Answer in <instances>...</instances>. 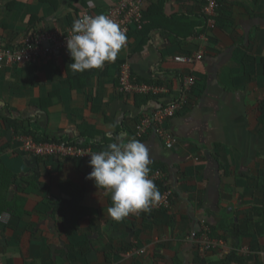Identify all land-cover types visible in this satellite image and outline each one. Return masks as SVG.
Masks as SVG:
<instances>
[{"label": "crops", "instance_id": "crops-1", "mask_svg": "<svg viewBox=\"0 0 264 264\" xmlns=\"http://www.w3.org/2000/svg\"><path fill=\"white\" fill-rule=\"evenodd\" d=\"M118 2L0 0V41L14 44L43 29L66 30L70 15L105 14ZM162 2L143 0V15L152 16L146 26L154 28L147 37L131 31L114 61L130 67L136 84L163 82L166 92L148 105L139 107L132 95L120 93L112 77L92 78L89 88L77 92L60 86L61 72L35 65L0 71V113L39 118L51 135L67 141H85L83 123L103 132L96 142L106 137L109 144L126 143L136 139L143 117L178 100L182 79L194 76L188 104L165 125L176 146L166 147L153 133L139 139L149 150V174L162 171L174 192L172 208L152 221L139 212L113 222L110 196L86 179L89 163L36 161L0 125V149L6 148L0 154V198L23 197L28 213L20 219L11 210L0 212V264H257L256 254L264 264V0H224L212 30L204 28V0ZM199 52L203 60L193 65L174 60ZM50 82L64 90L49 115L40 101ZM32 179L37 188L27 194ZM205 228L223 245L202 262L192 238ZM142 249L146 253L138 254ZM234 253L242 260L226 262Z\"/></svg>", "mask_w": 264, "mask_h": 264}, {"label": "built area", "instance_id": "built-area-1", "mask_svg": "<svg viewBox=\"0 0 264 264\" xmlns=\"http://www.w3.org/2000/svg\"><path fill=\"white\" fill-rule=\"evenodd\" d=\"M217 0H206L204 14L208 17V29H215ZM88 15H97L86 11ZM105 15L109 16L126 32V36L132 28L142 29L144 25L143 0H119L118 4L110 9ZM71 28L62 30L56 28L52 31L37 34L23 39V41L8 46L4 41H0V71L6 68L28 67L35 65L60 66L64 59H68L70 54L66 47L67 37L71 35ZM203 53L194 55L177 56L174 60L184 65H193L203 60ZM194 76L185 77L182 80L181 96L178 100L170 102L165 106L156 109L151 114L145 116L136 126V137L138 139L147 136L150 133L158 136L168 148L175 147L178 139L166 129V122L178 115L189 102V93L196 84ZM119 91L123 94L137 95H157L166 92L165 89L150 86L146 84H135L131 80V69L128 65H123L119 76ZM21 145V151L31 157L39 159H58L64 160L75 158L78 160H90V154L94 151L92 148H79L69 143H37L28 137H17ZM156 187L159 182L165 178L162 171H155L149 174ZM172 190L165 191L160 195V200L155 202L151 209L160 210L171 207ZM194 243L197 245L200 253L206 254L223 245L219 240H214L209 236L208 229ZM145 253L141 250L138 254Z\"/></svg>", "mask_w": 264, "mask_h": 264}, {"label": "clouds", "instance_id": "clouds-1", "mask_svg": "<svg viewBox=\"0 0 264 264\" xmlns=\"http://www.w3.org/2000/svg\"><path fill=\"white\" fill-rule=\"evenodd\" d=\"M70 32L66 47L73 61L68 67L74 73L102 69L106 62L116 60L127 43L126 32L105 14L82 15L73 21ZM149 164V150L137 137L126 143L117 139L90 154L92 171L86 179L94 181L98 190L110 196L107 215L113 222H120L135 213L150 212L152 205L160 200L161 194L149 178Z\"/></svg>", "mask_w": 264, "mask_h": 264}, {"label": "trees", "instance_id": "trees-1", "mask_svg": "<svg viewBox=\"0 0 264 264\" xmlns=\"http://www.w3.org/2000/svg\"><path fill=\"white\" fill-rule=\"evenodd\" d=\"M223 1L224 0H217V4L218 7L216 9V16L218 14H220L221 12V6H223ZM52 3L55 4V0H40V3ZM165 0H163L162 3H164ZM204 2L206 3V0H204ZM117 5V4H116ZM115 5V6H116ZM115 6L111 7L110 9L114 8ZM110 9L108 11H110ZM107 11V12H108ZM106 12V13H107ZM91 13H93L91 11ZM105 13V14H106ZM144 25L142 27L141 30L137 29V28H132L131 31L136 30V33L138 35H143L145 37L148 36V33L150 32L151 29H153L154 27L152 26H146V21L151 19V13L147 12L144 13ZM204 18H205V26L204 28L206 29L207 26V21H208V17L204 14ZM219 18V15H218ZM70 28L72 27V23L74 21V18L70 15ZM217 20V17H216ZM151 21V20H150ZM151 23V22H150ZM54 30L52 29H43L40 32L46 33L48 31H52ZM131 31L128 33L127 36H129V34H131ZM12 42H7L8 46H11ZM66 66H64V62H62L60 64V66H48V68L51 69L57 73V71L60 73V77L58 79V82L60 84V86H64V84L69 85L70 89L72 91H82L84 89L89 88L90 86V81L92 78H98V79H102L105 77H112L113 80L115 79L117 88L119 89L120 85H119V76L121 74V69H122V64L119 63H114V62H106L105 66L102 69H92L89 71H85L83 73H74L68 66L73 62L71 60V58L69 57ZM32 66V65H31ZM28 66V67H31ZM47 67V66H46ZM16 68H20V67H16ZM22 68V67H21ZM65 68V70H64ZM7 69V68H6ZM5 70V69H3ZM261 70H262V74L264 75V65H261ZM65 71V73H64ZM134 83V82H133ZM34 84V83H33ZM50 87L52 85V83H49ZM136 84V83H135ZM148 85L150 86H155V87H160L163 86V82H156V83H148ZM34 87V85H32ZM37 86V85H36ZM63 87L61 90L57 91L54 90L52 87L49 89H46L43 93V98H41L40 101V107L47 113L50 115V112L52 111L51 109L57 105V102L55 101V99L59 98L62 91H63ZM123 94V93H122ZM124 95H128V94H124ZM134 98H135V102L139 107L142 106H146L148 105L150 102H152V100L155 98V95H137V94H131ZM130 95V96H131ZM262 107V105H261ZM262 109H264V106L262 107ZM264 122V117H262L260 119V123ZM139 123V122H138ZM137 123V124H138ZM0 125H2L5 129L4 133L7 134L8 136L11 137H28L33 139L35 142L37 143H69L70 145H75L79 148H92L94 152H98L101 149L105 148L108 144H109V140L106 137H103L102 141L100 142H96V137L103 135V132L99 131L96 128H92V130L89 128V125H83V123H80L79 127L81 130V137L84 138L83 140H85L84 142H76V141H67L66 139H64V137H57L56 135H51L48 132V124H44L41 122V120L39 118L36 119H24V118H13V117H7L5 115H3L2 113H0ZM6 148L0 149V154L3 153V151ZM71 159H75V158H71ZM47 159H36V161H45ZM54 160V159H52ZM76 160V159H75ZM78 160V159H77ZM80 161H86V160H80ZM87 163H89V161H86ZM5 187L7 188L8 185L5 184ZM37 188V183L32 179L30 181V185L26 188V193L33 190L32 188ZM10 188V187H9ZM157 189L159 190L160 194H163L165 191L171 190L170 187H168L167 185H165V182H159L157 184ZM29 194V193H27ZM174 196V192L172 191V195H171V207L170 208H162L160 210H153L151 209L150 212H143V214L148 216L149 220H153L155 218V215L163 212V213H167L169 211V209L172 208V199ZM0 203H2V206L0 207V212L2 211H7V210H11L12 211V215L14 218H16V216L18 218H23L24 215H28L27 212H25L24 210V205L26 203V199H24L21 196H16V198L13 201H8L7 197H3L2 200L0 198ZM263 207L261 209H259V214L260 217L264 220V196H263V201H262ZM23 205L22 210L19 209V206ZM49 209H53L52 207H49ZM264 225V223H263ZM239 232V230H238ZM239 235V234H238ZM243 235L246 236L247 233L243 232ZM249 235V234H248ZM202 233L197 234L196 240H198L199 238H201ZM210 236V235H209ZM238 237L241 238V236L239 235ZM212 238V237H211ZM214 239V238H212ZM134 247H130V249L128 248V251H132ZM195 249H197V254L198 256L197 259L205 262L206 257L208 256V254L212 251H209L206 254H202L200 253L197 245H195ZM127 251V252H128ZM146 253V250H145ZM252 254V253H251ZM254 259L256 260L257 264H262V262L259 260L260 257L259 255H253ZM237 261V260H242L240 259V257L237 256L236 253L232 254L230 258L225 259V261Z\"/></svg>", "mask_w": 264, "mask_h": 264}, {"label": "rangeland", "instance_id": "rangeland-1", "mask_svg": "<svg viewBox=\"0 0 264 264\" xmlns=\"http://www.w3.org/2000/svg\"><path fill=\"white\" fill-rule=\"evenodd\" d=\"M50 68H48V71H49ZM48 74V73H47Z\"/></svg>", "mask_w": 264, "mask_h": 264}]
</instances>
